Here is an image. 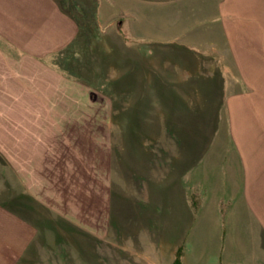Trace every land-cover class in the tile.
Instances as JSON below:
<instances>
[{"label": "rangeland", "instance_id": "374dc122", "mask_svg": "<svg viewBox=\"0 0 264 264\" xmlns=\"http://www.w3.org/2000/svg\"><path fill=\"white\" fill-rule=\"evenodd\" d=\"M73 1L78 34L49 59L62 77L29 58L0 69V203L19 194L41 264H168L189 206L239 189L218 173L223 106L204 101L232 85L197 36L169 33L172 1Z\"/></svg>", "mask_w": 264, "mask_h": 264}, {"label": "crops", "instance_id": "0c3cea01", "mask_svg": "<svg viewBox=\"0 0 264 264\" xmlns=\"http://www.w3.org/2000/svg\"><path fill=\"white\" fill-rule=\"evenodd\" d=\"M170 1L177 7L172 9L169 33L187 47L196 43L191 39L197 36L195 45L204 51V69L222 70L224 80L217 84L233 87L215 94L206 90L204 101L207 106L221 101L223 106L227 118L223 131L231 142L217 144L218 173L238 181L239 189L230 203L189 206L188 219L183 221L184 241L168 264H176L180 250L178 264H264V0ZM76 4L73 0H0V69L12 79L17 68L29 69L25 60L29 58L62 77L49 59L78 34ZM193 20H198V26L192 25ZM213 147L204 144V149ZM18 195L0 203V264H31L32 260L41 264L42 234L31 223L28 210L26 216L16 211Z\"/></svg>", "mask_w": 264, "mask_h": 264}, {"label": "trees", "instance_id": "16d2710c", "mask_svg": "<svg viewBox=\"0 0 264 264\" xmlns=\"http://www.w3.org/2000/svg\"><path fill=\"white\" fill-rule=\"evenodd\" d=\"M180 254H181V250H180V252L178 251V253H177V255H176V261H175L176 264H178V262H177V261H178L177 258L179 257Z\"/></svg>", "mask_w": 264, "mask_h": 264}]
</instances>
